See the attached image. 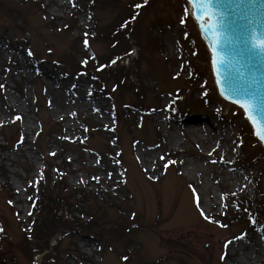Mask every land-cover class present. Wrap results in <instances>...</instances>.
Masks as SVG:
<instances>
[{
	"label": "rangeland",
	"instance_id": "obj_1",
	"mask_svg": "<svg viewBox=\"0 0 264 264\" xmlns=\"http://www.w3.org/2000/svg\"><path fill=\"white\" fill-rule=\"evenodd\" d=\"M90 1L0 0V145L5 135L18 137L0 150V264H33L18 244L34 220L27 193L45 171V157L62 169L70 190L104 205L107 220L119 227L110 243L72 231L56 247L58 264H264V228L228 217L245 220L255 207L264 187V152L242 112L217 95L209 55L185 3L156 0L139 17L140 40L127 61L142 100L134 92L108 97L105 75L92 82L74 73L77 62L108 53L99 31L118 24L125 7L140 0H107L88 11ZM187 89L194 104L180 97ZM36 101L57 126L37 147ZM116 103L127 106L119 111L125 120L118 141L112 133ZM188 117L200 120L181 128ZM90 122L97 132L87 140ZM216 130L225 160L234 161L225 165L231 180L214 161ZM242 143L256 155L244 160ZM88 211L79 204L68 214L82 222ZM178 237L194 256L168 247L165 241Z\"/></svg>",
	"mask_w": 264,
	"mask_h": 264
},
{
	"label": "trees",
	"instance_id": "obj_2",
	"mask_svg": "<svg viewBox=\"0 0 264 264\" xmlns=\"http://www.w3.org/2000/svg\"><path fill=\"white\" fill-rule=\"evenodd\" d=\"M100 2L106 3L107 0L92 1L88 7L95 10ZM155 2L156 0H146V2L145 0H140L138 3L128 4L124 9L127 15H124L118 24L106 26L101 32L99 31V37L108 46V53L101 58H97L96 65L92 67L94 71L100 69V72L105 75L104 79L112 83L115 91L121 94L134 92L135 96H139L142 100L144 99V95L141 93V89L132 83L134 76L133 65H130L129 60L126 61L125 59L129 58L132 48L135 49L137 47L136 43L140 40L139 29L141 23H139V17L142 11L149 6L150 8L153 7ZM138 4L141 5L139 8L136 7ZM68 26L70 27V24ZM151 46H154V49H156L160 45L152 43ZM81 67L88 69V63L85 66L77 64L76 69ZM195 85V83H192L191 86L194 87ZM180 95V97L186 98L183 103L187 104L188 102L194 104L192 95L189 94L188 89L182 91ZM180 97L176 96L178 100ZM120 110L121 107L119 105L114 110L116 120L119 123V129L123 127L122 123L124 121L119 117ZM36 111L38 117V133L35 137V147L38 146L39 141L43 137H48L54 132H57V126L45 118L38 102L36 103ZM87 127L90 131L87 134V138H91L95 127L91 125H87ZM248 132L251 134L250 129H248ZM116 135L117 132L114 135L117 140ZM241 135L243 136V133ZM5 136L7 138L3 137L4 144L3 146L0 145V150L8 149L16 141L14 135L9 134ZM241 146L244 152L242 154L244 159L256 155L253 151L251 152V150L245 148L244 144H241ZM107 148L111 151L110 146ZM49 159L51 158L45 157L44 164L46 169L41 173V178L36 183V186L29 189L27 193L34 214V220L31 222L30 227H28L29 229L24 233L22 242L18 244L25 256L33 264H58L59 261L54 258V255L57 254L56 247H60V240L72 231L77 230L76 232H79V234L93 232L102 241L108 243L114 241L116 239L115 236H118L116 234H119L118 225L113 221L107 220V208L76 190H70L65 182L66 177L62 173V169L53 162L51 163ZM51 170L54 171V178H52ZM256 196L255 207L245 220H243V217L235 218L236 216L234 217L231 213H229L228 217L230 219L233 218V221L245 223V226H248L249 229L256 227L258 224H261L264 228V187L258 189ZM79 204H84L89 210L85 213L87 216L86 221L81 222L68 214L72 213V211L74 212ZM79 228L80 231H78ZM56 236L59 237L50 245V239ZM165 242H167L168 247L174 250V252L194 256L192 247L183 241L181 237L173 238L172 240L167 239ZM40 250L42 252L49 251V254L40 257L35 263L33 258L40 255ZM199 259L203 261L202 258Z\"/></svg>",
	"mask_w": 264,
	"mask_h": 264
},
{
	"label": "water",
	"instance_id": "obj_3",
	"mask_svg": "<svg viewBox=\"0 0 264 264\" xmlns=\"http://www.w3.org/2000/svg\"><path fill=\"white\" fill-rule=\"evenodd\" d=\"M186 2L187 13L210 54L211 74L219 96L243 111L254 137L264 148V140L256 134L264 130V51L255 46L258 39L264 38V0H211V11L219 23L215 33L208 27L212 21L199 0L195 7L191 0ZM197 16L201 18L199 22ZM237 100L249 103L257 121L255 126Z\"/></svg>",
	"mask_w": 264,
	"mask_h": 264
},
{
	"label": "snow or ice",
	"instance_id": "obj_4",
	"mask_svg": "<svg viewBox=\"0 0 264 264\" xmlns=\"http://www.w3.org/2000/svg\"><path fill=\"white\" fill-rule=\"evenodd\" d=\"M146 2V0H145ZM198 0H191V4L193 7H195L197 5ZM199 3L201 5H203L206 15L208 17L211 18V23L208 24V27L213 29V32L215 33L216 29L219 27V23H218V17L217 15L211 11V0H199ZM141 5H136L137 8H139ZM187 11V9H186ZM195 19L199 22L201 20L200 16L195 17ZM181 23H184V20H181ZM85 46L88 45V41L87 39L84 41ZM255 46L258 47L260 50L264 51V38L258 39L255 43ZM213 51V64H216V48L213 47L212 48ZM28 55H33V53L31 52V50H28ZM87 61H82V63H86ZM0 87H2V85H0ZM237 104H240L241 107H243L245 109V112L248 114V118L252 121V124L255 126L257 124V121L255 118H253V116L251 115L250 112V105L247 102H242L240 100L235 101ZM19 119V117H18ZM262 128H264V126H262ZM261 140H264V130L259 131L256 133ZM98 179V178H97ZM11 203V202H10ZM197 206L199 207V203H198V197H197ZM201 214L205 215V218L207 219H211V217L206 216V214L203 212V210L201 209ZM254 222V221H253ZM223 227H226V225H221ZM0 231H2V229H0ZM223 258V257H222ZM125 259H127L125 257Z\"/></svg>",
	"mask_w": 264,
	"mask_h": 264
},
{
	"label": "bare ground",
	"instance_id": "obj_5",
	"mask_svg": "<svg viewBox=\"0 0 264 264\" xmlns=\"http://www.w3.org/2000/svg\"><path fill=\"white\" fill-rule=\"evenodd\" d=\"M74 90L77 89V87L73 88ZM200 119L199 118H196V117H188V118H185L183 120V123H182V126L180 125L181 128H185L186 125H188L189 127V124L188 123H195L197 121H199ZM171 129H172V125H170ZM212 128V127H211ZM213 129V128H212ZM191 133H193L192 131H190ZM202 133L204 134V139L208 142L212 141V137H210V134L204 130H202ZM215 140H216V147L213 149V152H217L219 154L218 158H216L214 161L221 167H219V171L220 173H223V176L224 178H227L229 180H231V177L225 172V165H228V166H232L234 165V161H230V163L228 161L225 160V151H224V148L222 146H220V143L219 141L222 140L221 138V133H219L218 130H216L215 132Z\"/></svg>",
	"mask_w": 264,
	"mask_h": 264
}]
</instances>
